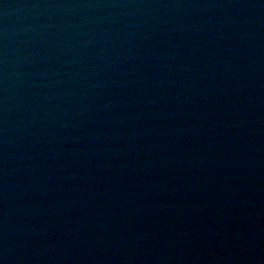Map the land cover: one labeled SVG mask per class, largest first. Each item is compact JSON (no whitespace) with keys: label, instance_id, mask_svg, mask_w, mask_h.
Listing matches in <instances>:
<instances>
[{"label":"water","instance_id":"95a60500","mask_svg":"<svg viewBox=\"0 0 264 264\" xmlns=\"http://www.w3.org/2000/svg\"><path fill=\"white\" fill-rule=\"evenodd\" d=\"M0 264H264V0H0Z\"/></svg>","mask_w":264,"mask_h":264}]
</instances>
